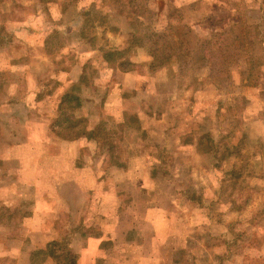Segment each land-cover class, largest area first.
Segmentation results:
<instances>
[{
	"label": "rangeland",
	"instance_id": "obj_1",
	"mask_svg": "<svg viewBox=\"0 0 264 264\" xmlns=\"http://www.w3.org/2000/svg\"><path fill=\"white\" fill-rule=\"evenodd\" d=\"M126 2L0 0V161L13 157L16 142L20 156H46L51 146L62 156L51 126L59 96L72 90L83 100L76 115L94 131L72 151L120 193L121 210L88 207L82 219L90 226L74 232L68 203L37 209L53 217L54 240L65 238L74 252L80 234L96 236L102 223L121 221L102 241L105 264L145 243L142 253L168 252L173 264H264V0H148L155 28L188 31L200 58L186 72L176 65L150 71L142 48L128 55L134 70L102 60V49L127 46ZM240 19L259 27V47L232 40ZM251 55L263 63L253 70ZM17 168L0 165V264H42L27 254L33 223L26 218L35 213L37 187L49 192L48 178L22 183ZM82 193L71 197L77 206ZM156 231L167 235L163 245Z\"/></svg>",
	"mask_w": 264,
	"mask_h": 264
},
{
	"label": "crops",
	"instance_id": "obj_2",
	"mask_svg": "<svg viewBox=\"0 0 264 264\" xmlns=\"http://www.w3.org/2000/svg\"><path fill=\"white\" fill-rule=\"evenodd\" d=\"M18 100H16L17 102ZM15 102H11L9 105H12ZM8 105L5 104V107ZM6 110V108H5ZM46 130V129H45ZM48 131H51V128H47ZM50 134V133H49ZM51 143L54 144V146L63 147L64 152L62 156H58L57 152L55 151V148L49 147L50 153L46 156H38V157H31L27 158L24 156H20V151L18 146L20 143H13V157H5V161H0V165H3L5 163V166L12 165L17 166V177L19 178V181L24 183L22 179L29 178L33 180H41L43 177L45 179L48 178L49 183V192L45 193L43 189L45 188L41 186L37 187L39 188V191L37 189V195L40 197L36 204V210L34 215H31L27 217L26 219L29 224H32V233L29 236V239L31 242V246L27 248V254L29 252H33L37 249H43L46 244L54 239L58 238V233H55L53 229L54 227V221H50L53 219L52 216L47 217L44 212H42L47 219L49 218V221L45 219L44 217H39L37 215V209L42 208L48 209V206L50 204H54L56 207L58 205H62L63 207L65 204L68 203V206L71 207L72 215H71V227L74 228V232H78L79 225H85L89 227L90 225L86 223L85 220H83V214L84 210H86L88 207H93L94 209H98L99 207L103 206V203L107 204V209L111 210L112 212H117L121 210L120 202H118V205L116 203V197L120 194L113 191L108 185L106 186L105 180H103V177H100V175L95 173L93 170L91 171L90 165L88 163H83L82 156L78 154H74L72 149H74L75 144L79 141H81V138L76 140H63L55 138L53 140V136L50 134ZM85 143V142H81ZM80 145V143L77 144V146ZM22 147L25 148V143H22ZM67 148L70 150L67 151ZM80 152V151H79ZM12 161V162H10ZM75 162L78 164V166H74ZM29 166L33 165V172L30 173L29 176L26 175L25 169ZM29 170V168H28ZM15 172V171H14ZM45 172H48L46 175ZM9 174L15 176L13 174L12 170L8 171ZM5 175H1L0 179ZM10 177H5V180ZM21 179V180H20ZM79 190H83V201L80 205L77 206V204H74L71 200V197L75 195ZM118 190V189H117ZM41 195H44L45 197H41ZM19 196H22L21 193H19ZM66 197L64 200L61 198ZM68 196V198H67ZM47 197H50L47 198ZM114 197V198H113ZM105 199H111L113 200V204L105 201ZM52 202V203H50ZM133 205L132 203L130 204ZM102 211V209H99ZM49 211V210H47ZM79 211V213H77ZM121 215V214H120ZM119 215V216H120ZM120 218V217H119ZM122 222L114 223V224H107L102 223L99 233L96 236H91V234H87L86 232L83 234H80V238L74 241L73 250L78 256L77 264H105L107 263V254L104 252V243L102 241L106 237L107 233H113L117 234L119 231V228L121 227ZM136 224V223H135ZM135 227V226H134ZM137 228V227H135ZM136 230V229H135ZM132 232V231H131ZM162 233L155 232L156 240L159 244L164 243L166 236H161ZM113 241H114V237ZM111 239V238H110ZM23 239L22 241H25ZM123 243V242H122ZM128 246V245H127ZM142 247L145 249L147 247L146 243L142 246L137 245V249H135L136 253L130 252L122 254V256H119L120 254H117L112 262L114 264H173L170 263V255L168 252H162L159 251V253H142ZM104 250V251H103ZM137 250V251H136ZM109 258V257H108ZM50 262L51 264H56L51 258H46L45 262L42 264H46ZM178 261H175L176 264H179Z\"/></svg>",
	"mask_w": 264,
	"mask_h": 264
},
{
	"label": "trees",
	"instance_id": "obj_3",
	"mask_svg": "<svg viewBox=\"0 0 264 264\" xmlns=\"http://www.w3.org/2000/svg\"><path fill=\"white\" fill-rule=\"evenodd\" d=\"M147 1L127 0L125 6L130 12L128 16L130 17L129 22L131 26V31L127 34V46L123 49H102V60L110 67H114L122 72L134 70L137 63L131 61L128 55L134 49L142 48L148 57L146 67L150 71L165 67L166 65H176L180 72H186V68L191 67L200 58L198 52L190 50L188 47V31L176 33L168 25V30H165V28L162 30L155 28L152 21L155 13L146 7ZM240 20H242V29H239L236 35L231 33L234 36L232 40H239L241 44H257L259 47L260 43H262L259 27L257 25H249L243 19ZM169 26L171 25L169 24ZM225 41V46H228L227 38H225ZM47 46L48 41L46 40L45 53L49 54L51 49ZM224 53L225 51H223L222 56H224ZM253 59L254 56L251 55L248 61L249 69L253 70L263 64L261 63L262 61H253ZM81 82H85V74L82 75ZM82 104L83 100L81 96L72 90L63 92L59 96L56 106V120L51 126L57 136L65 140L94 138V131H88L86 128V119L76 115ZM124 115L128 116V119L131 121H138L135 115H128L126 113ZM238 175L239 173L235 174L236 177ZM38 255H40L41 261L51 258L56 264H77L78 260L77 254L70 249L65 238L52 240L43 249L34 250L31 253V260L34 262V258Z\"/></svg>",
	"mask_w": 264,
	"mask_h": 264
}]
</instances>
